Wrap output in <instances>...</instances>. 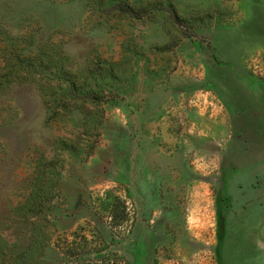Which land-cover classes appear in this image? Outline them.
<instances>
[{
    "label": "rangeland",
    "instance_id": "rangeland-1",
    "mask_svg": "<svg viewBox=\"0 0 264 264\" xmlns=\"http://www.w3.org/2000/svg\"><path fill=\"white\" fill-rule=\"evenodd\" d=\"M0 264H264V0H0Z\"/></svg>",
    "mask_w": 264,
    "mask_h": 264
},
{
    "label": "trees",
    "instance_id": "trees-1",
    "mask_svg": "<svg viewBox=\"0 0 264 264\" xmlns=\"http://www.w3.org/2000/svg\"><path fill=\"white\" fill-rule=\"evenodd\" d=\"M114 209V208H113ZM115 211H116V209H115ZM114 216V215H113Z\"/></svg>",
    "mask_w": 264,
    "mask_h": 264
}]
</instances>
